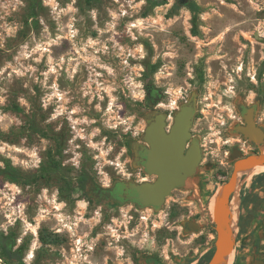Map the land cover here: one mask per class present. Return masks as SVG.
Returning <instances> with one entry per match:
<instances>
[{
	"label": "rangeland",
	"instance_id": "374dc122",
	"mask_svg": "<svg viewBox=\"0 0 264 264\" xmlns=\"http://www.w3.org/2000/svg\"><path fill=\"white\" fill-rule=\"evenodd\" d=\"M193 1L195 13L178 0H41L36 23L31 0H0V232L24 245L25 264L172 263L189 250L183 264L197 263L195 235L171 232L167 208L115 215L89 204L75 183L81 173L109 183L129 164L122 142L138 130L134 103L156 59L168 102L200 94L196 124L218 181L214 196L228 176L236 99L257 98L264 124V0ZM50 151L59 169L45 175ZM256 189L264 190V171L240 177L236 254L251 262L252 246L264 249ZM105 231L109 248L92 252L88 244ZM42 236L64 247L42 251Z\"/></svg>",
	"mask_w": 264,
	"mask_h": 264
},
{
	"label": "flooded vegetation",
	"instance_id": "af4514ba",
	"mask_svg": "<svg viewBox=\"0 0 264 264\" xmlns=\"http://www.w3.org/2000/svg\"><path fill=\"white\" fill-rule=\"evenodd\" d=\"M159 62L160 59H156L149 67V70L146 71V74L149 76L144 84L145 93L143 97L137 96L134 103L135 116L139 124L138 130L132 134L125 133L124 135L125 140L122 142V149L124 151V155L128 158L129 164H127L125 168H122L118 175H114L112 178L110 177L109 183H99L92 177L83 192L86 193L85 197L89 204L100 206L103 211H111L115 215H120V212L121 210H124V207H127L129 215H142L140 214L141 209H146L148 211L146 215H156L167 208L165 210V215L169 216L168 218L171 232L175 231L176 234L180 233L184 238L195 235L191 242V250L196 251L198 256L196 264H207L213 257L216 250L217 231L212 218L213 210L210 208V202L214 196V189L217 187L218 181L215 179L213 168H211V166L205 167L204 165L206 153L205 146L207 144L204 143L202 129L196 124L200 94L199 92L194 91L188 97L184 96L183 101L175 100L174 104L168 102L166 95L168 91L166 87L157 79L158 69L162 65L159 64ZM197 82L199 83L198 80ZM194 93H196V114L191 127V136L186 142L183 156L187 155L188 149L193 145V143H195L200 148L201 158L194 169L193 175L186 178L184 186L174 187L170 194L165 197V200L159 209L144 207L139 201L128 198V193L125 191L124 186L127 182L131 181L137 184H142L145 182H156L159 178L158 175L149 174L147 171L146 164L149 161V153L153 149V146L145 140L146 128L149 125L158 122L159 116H163L165 129L169 133L174 123V117L180 109V106L186 102L192 101ZM234 111L238 115H233V118L236 120L233 128H231V132L234 133L236 137L233 138L235 143L229 155L232 158L230 163H228L229 167L226 168L228 176L224 182H226L231 176L233 166L237 160V158L233 157L235 149L234 146H239V154L242 155L258 152L261 146L259 144H255L250 139L245 138L244 135L236 133V127L241 125L248 126L245 122L244 116L252 115L256 126L260 127L264 131V124L260 121L259 100L257 98L250 104H246L241 99H236ZM141 119L144 121V124L142 125ZM197 131L200 133H197ZM242 144L243 147H241ZM221 162L224 163V161ZM256 190L257 194L262 192L264 193L263 189ZM233 196L234 194L232 197ZM245 203L244 198L240 195L239 226L242 224V213L245 210ZM256 205V202H251V205L249 204L251 208H254ZM259 205L260 206H258V208L261 207V204ZM179 228L181 229L180 232L178 231ZM96 235L99 236L95 238L96 242H94V245L88 244V246L92 247V252H94V250L108 249V243L103 244V242L104 240L109 239L112 232H96ZM115 235L116 234L113 233V236ZM76 236L80 235L76 234ZM72 240L73 243L71 244L77 245V239ZM80 242L81 239L78 240V243ZM110 245L114 246L115 244L110 242ZM62 246L64 247V245L60 243H43L42 251H44L46 247H53L56 251H58L59 247ZM260 246L261 245L252 246L254 251V261L251 262L244 257V254L241 256L240 254H236L237 249L235 245V259L232 264H264V249ZM189 254L191 255L193 253L189 250V253L181 255V258L175 256L172 263H162L157 258L154 259L150 256H145L144 258L140 256V258H143L142 260L144 264H183L190 261L188 260ZM48 256L49 255L43 253L42 259H45Z\"/></svg>",
	"mask_w": 264,
	"mask_h": 264
},
{
	"label": "water",
	"instance_id": "95a60500",
	"mask_svg": "<svg viewBox=\"0 0 264 264\" xmlns=\"http://www.w3.org/2000/svg\"><path fill=\"white\" fill-rule=\"evenodd\" d=\"M190 1L178 0V3L186 5ZM195 114L196 93L192 101L180 106L169 133L165 129L163 116H159L158 122L146 128L145 140L153 146L146 164L147 171L149 174L158 175L159 178L156 182L142 184L127 182L124 189L129 199L139 201L144 207L159 209L171 190L176 186H184L186 178L193 175L201 158L200 148L193 143L187 155L183 156V153L186 142L191 136ZM244 119L248 126L236 127V133L244 135L245 138L261 146L258 152L247 155L239 154V150L234 149L233 157L237 160L231 176L219 187L215 195L217 199L212 218L217 231L216 250L207 264H227L232 254H235L236 239L235 233L231 230V197L238 193L240 177L264 167V131L256 126L252 115H245Z\"/></svg>",
	"mask_w": 264,
	"mask_h": 264
},
{
	"label": "trees",
	"instance_id": "16d2710c",
	"mask_svg": "<svg viewBox=\"0 0 264 264\" xmlns=\"http://www.w3.org/2000/svg\"><path fill=\"white\" fill-rule=\"evenodd\" d=\"M90 1V0H88ZM156 2H159L160 0H155ZM41 2V0H31L30 2V14L33 20L38 23V4ZM181 5V4H179ZM189 7L192 11L197 12L196 3L191 0L186 5ZM197 19V16L195 14L194 20ZM56 153L54 151H50L48 153V161L46 162V165L42 168V171L46 174H49L50 172H54L59 169V162L55 160ZM261 177V176H260ZM91 175L89 173H81L77 176L75 183L76 186L83 191L85 190L89 180L91 179ZM64 190H72L73 184L70 180H65L63 185ZM44 242L48 243H54L52 239H48L45 236L41 237ZM24 254H25V247L24 245H20L16 247V240L14 239V235L11 233L5 234L3 232H0V264H25L24 261Z\"/></svg>",
	"mask_w": 264,
	"mask_h": 264
},
{
	"label": "bare ground",
	"instance_id": "6f19581e",
	"mask_svg": "<svg viewBox=\"0 0 264 264\" xmlns=\"http://www.w3.org/2000/svg\"><path fill=\"white\" fill-rule=\"evenodd\" d=\"M264 171V167H261L257 169L253 173H259ZM217 197L214 196L213 200L211 202L210 208L213 210L215 202ZM230 209H231V230L233 233H235L239 226V218H240V197L238 193L236 192L234 196L232 197L231 203H230ZM235 259V254H232V257L230 258L229 262L227 264H232Z\"/></svg>",
	"mask_w": 264,
	"mask_h": 264
}]
</instances>
